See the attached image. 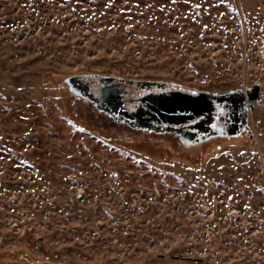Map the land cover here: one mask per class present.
<instances>
[{
    "label": "rangeland",
    "instance_id": "1",
    "mask_svg": "<svg viewBox=\"0 0 264 264\" xmlns=\"http://www.w3.org/2000/svg\"><path fill=\"white\" fill-rule=\"evenodd\" d=\"M83 72L260 84L254 139L185 150L65 107L52 81ZM0 264H264V0H0Z\"/></svg>",
    "mask_w": 264,
    "mask_h": 264
},
{
    "label": "water",
    "instance_id": "2",
    "mask_svg": "<svg viewBox=\"0 0 264 264\" xmlns=\"http://www.w3.org/2000/svg\"><path fill=\"white\" fill-rule=\"evenodd\" d=\"M69 90L116 124L143 133L172 134L183 148L213 140L250 139V113L261 99L260 84L213 93L171 80L77 73L62 78Z\"/></svg>",
    "mask_w": 264,
    "mask_h": 264
},
{
    "label": "trees",
    "instance_id": "3",
    "mask_svg": "<svg viewBox=\"0 0 264 264\" xmlns=\"http://www.w3.org/2000/svg\"><path fill=\"white\" fill-rule=\"evenodd\" d=\"M84 73V72H83ZM85 73H88V72H85ZM50 74H55L53 72H49V74L45 73L44 74V78L48 77V75L50 76ZM53 77V76H52ZM64 78V77H63ZM61 83L63 84V87L59 86L57 83H54L52 81V84L54 85V91L56 93V97L61 99L63 102H65V107H69L73 98H78L80 99L79 97H77L76 95H74L70 90L69 88L67 87L66 84H64L62 82V78L60 79ZM82 100V99H81ZM92 104V103H91ZM93 106V104H92ZM94 107V106H93ZM103 115V114H102ZM68 116L69 118L74 121L75 123H78L79 126H81L83 129H87L88 131H92L84 121H82L80 118H78L76 115L73 116V115H70L69 112H68ZM105 116V115H103ZM106 117V116H105ZM107 118V117H106ZM109 119V118H108ZM111 120V119H109ZM112 121V120H111ZM113 122V121H112ZM114 123V122H113ZM116 124V123H114ZM117 125H122V124H117ZM134 131V130H133ZM137 132V131H136ZM143 135H150L152 133H143L141 132ZM118 145H121L123 147H125L127 150H130L132 152H136V153H141V154H144V155H147V156H151L165 164H171V163H174L176 161H179L180 158H178L177 156L173 155L171 152H169L168 150H165L164 148H157L155 146H152V145H149V144H146V142H135V141H131V142H121V143H118ZM180 146V145H179ZM181 147V146H180ZM183 148V147H181ZM185 150H191L193 148H183ZM189 165H191L192 167H195V168H199L202 166V162L200 163H192V162H189V161H183ZM5 254V253H3ZM7 254V253H6ZM10 254H8L9 256ZM10 257V256H9ZM5 258H7V256H5ZM10 259H12L10 257Z\"/></svg>",
    "mask_w": 264,
    "mask_h": 264
}]
</instances>
